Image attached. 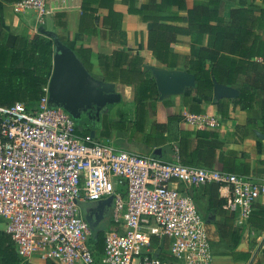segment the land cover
Wrapping results in <instances>:
<instances>
[{"label": "built area", "instance_id": "built-area-1", "mask_svg": "<svg viewBox=\"0 0 264 264\" xmlns=\"http://www.w3.org/2000/svg\"><path fill=\"white\" fill-rule=\"evenodd\" d=\"M13 10L28 15L33 34L50 13L47 0H20ZM184 121L197 128L220 125L208 112L188 113ZM210 183L218 185L236 226H245L264 198V179L78 134L73 117L49 103L48 84L31 108L22 101L0 105V229L30 264L36 258L55 264H214L206 221L189 192ZM107 198L114 228L105 231L99 253L76 200Z\"/></svg>", "mask_w": 264, "mask_h": 264}, {"label": "trees", "instance_id": "trees-1", "mask_svg": "<svg viewBox=\"0 0 264 264\" xmlns=\"http://www.w3.org/2000/svg\"><path fill=\"white\" fill-rule=\"evenodd\" d=\"M5 1L16 3L20 0ZM121 1L127 5L129 13L136 15L141 22L150 23L146 32V47L157 64L169 69L177 68L181 55L172 45L177 42L178 35L188 36L189 48L184 55V69L195 77L196 96L211 97L214 80L236 87L239 90L236 98L216 102L218 115L227 118L230 106H238L242 110L257 109L260 125L250 118L247 123L253 124L264 134V37L261 35L264 32V0H237L236 5L228 7L226 15L223 13V3L229 0H195L190 7L186 6L185 0H148L145 9L137 8L135 0ZM112 3L113 0H81L80 6L83 13L90 11L94 20L98 19L97 15H93L98 7L107 8L103 24L110 25L109 37L124 44L121 13L114 11ZM179 12L185 14L180 15ZM181 22L185 25H179ZM5 38L6 34L1 32L0 105L22 101L31 108L42 95V87L48 84L51 75L54 35L41 32L32 36L19 34L11 46L5 43ZM74 52L90 71L91 50L80 46ZM96 58L103 81L134 84L133 124L137 130H143L146 105L149 100L158 98L151 71L148 68L143 70V57L118 48L109 53H98ZM175 118L168 117V122ZM153 128L163 134L167 124L154 123ZM164 138L163 135L162 140ZM217 138L215 130H179L175 136L179 162L207 168L218 165V169L224 172L248 174L247 164L236 158L235 152H223L222 143ZM217 151L219 153L216 155ZM201 187L203 195H207L203 201L204 210L209 215L220 217L216 231L228 246L231 257L235 261H247L250 253L237 250V246L246 228L248 231L264 230V203L256 202L247 224L236 226L233 214L224 207V200L219 197L218 185L210 183ZM195 190L192 188L189 191L191 196ZM104 233V229H94L92 242L99 253L102 252ZM261 253L264 257V247ZM157 254L163 256L161 250ZM0 264H30L17 254L10 236L2 229ZM44 264L55 263L45 260Z\"/></svg>", "mask_w": 264, "mask_h": 264}, {"label": "crops", "instance_id": "crops-1", "mask_svg": "<svg viewBox=\"0 0 264 264\" xmlns=\"http://www.w3.org/2000/svg\"><path fill=\"white\" fill-rule=\"evenodd\" d=\"M194 1L185 0L186 6H192ZM226 2H228L227 6L229 7L236 5L237 0ZM80 4L81 0H47L50 13L44 29L57 38L58 36L61 38L60 41L73 51L75 59L91 78L112 84L113 91L119 93L120 98L118 101L107 104L99 110L81 109L79 118H73L78 134L110 142L125 150L141 154H153L163 159L178 160L175 136L179 130H215L218 134L217 140L222 143L221 150L223 152H235L236 158H239L248 166V174L246 175H252L257 180L264 179V138L257 135L258 128H255L251 123H247V119L250 118L256 120L257 123L255 124L260 125L257 109L242 110L238 106H230L228 117L221 118L216 110L217 101L213 100L212 96L200 98L195 94L196 87H185L181 93L166 95L162 98L159 97L158 93L156 100H149L146 105L144 129L137 130L133 124L135 111L134 84L103 81L97 65L96 55L123 48L131 54L142 56L144 59L143 70L148 68L151 73L154 69L185 71L184 55L188 52L189 37L186 35L177 36V42L172 47L180 53L181 57L177 68L169 69L157 64L146 47V32L150 27V23L141 22L136 15L129 13L127 5L121 0H113L112 7L114 11L121 13L120 27L125 32L124 44H120L115 38L109 37L110 25L103 24V17L108 13L107 8L98 7L96 12L93 13V15L98 16V19L94 20L90 11L85 13L81 11ZM134 5L137 8L145 9L148 6V0H135ZM91 6L95 7L96 4ZM227 9L223 11L224 15L227 14ZM59 14H62V16ZM179 14L184 15L185 12H179ZM27 20V14L16 13L13 10V2L0 0V33L6 34L5 43L7 45L11 46L13 44L16 35H33L31 29L27 26ZM179 25L184 26L185 23L181 22ZM261 35L264 37V32ZM80 46L91 50L90 62L92 67L90 71L84 67L74 52V49ZM124 104H127V107L131 109L129 114L125 113ZM202 112H208L217 117L220 121L219 127L197 128L184 121L186 114ZM170 116L176 118L169 123L168 117ZM154 123L167 124L166 132L162 134L157 131L153 128ZM163 135L165 136L164 140H162ZM218 153L219 151L216 155ZM211 168L218 169L219 166L215 165ZM196 189L202 190V187ZM206 198L207 195L204 194L202 200L205 201ZM261 203H264V198ZM216 217L220 219V217ZM247 233L250 236L257 235L258 242L255 245V240L251 245L243 240L245 247L241 250L250 253L247 261L233 260L228 246L215 235L216 238L212 240L211 248L217 255V264H264V257L261 253V249L264 247V230L250 229ZM32 263L44 264V261L36 258L32 260Z\"/></svg>", "mask_w": 264, "mask_h": 264}, {"label": "water", "instance_id": "water-1", "mask_svg": "<svg viewBox=\"0 0 264 264\" xmlns=\"http://www.w3.org/2000/svg\"><path fill=\"white\" fill-rule=\"evenodd\" d=\"M41 33H48L40 28ZM159 97L181 93L185 87H196L193 74L185 71L166 69L152 70ZM239 90L228 85L213 81L212 99H233ZM120 94L114 92L112 84L91 78L74 57V53L54 35V52L52 57V71L48 81L49 103L63 108L74 119L79 118L81 109L99 110L107 104L118 101ZM257 135L264 138V134L257 131ZM83 218L92 229L97 226V221L108 214L111 198L91 202L76 200ZM246 228L237 250L245 247L244 237Z\"/></svg>", "mask_w": 264, "mask_h": 264}, {"label": "rangeland", "instance_id": "rangeland-1", "mask_svg": "<svg viewBox=\"0 0 264 264\" xmlns=\"http://www.w3.org/2000/svg\"><path fill=\"white\" fill-rule=\"evenodd\" d=\"M227 4L228 2L226 3H223V7H224V10L227 9ZM126 95H124L125 97ZM127 98V97H125ZM124 111L126 114H129L131 112V109H129L127 107V104H124ZM202 190H195L192 192V197H193V200L197 206V209L199 211V213L203 216L204 220L206 221V228H207V233H208V237L210 239V241L212 242V240H214L216 238L215 235L219 237L217 231H216V223H218L221 219L213 216V215H209L207 213V211L204 210V207H203V200H202ZM110 217H108L107 219L105 220H101L99 221L98 225L96 226V228H101V229H104L105 231L107 230H110L111 228H113V225H111V222H110ZM2 224H0V227H1ZM256 240V244H258L257 242V237L256 235L254 234L253 236H250L249 233H247V236L244 237V241L251 244L253 241L255 242ZM213 252V250H212ZM217 255L215 252H213V262L214 264H217Z\"/></svg>", "mask_w": 264, "mask_h": 264}, {"label": "flooded vegetation", "instance_id": "flooded-vegetation-1", "mask_svg": "<svg viewBox=\"0 0 264 264\" xmlns=\"http://www.w3.org/2000/svg\"><path fill=\"white\" fill-rule=\"evenodd\" d=\"M80 113V112H79ZM81 116V115H80ZM109 210H110V207H109ZM109 210H108V214L107 215H105L103 218H101L99 221H101V220H105V219H107L108 217H109ZM99 221H97V225H98V223H99Z\"/></svg>", "mask_w": 264, "mask_h": 264}]
</instances>
